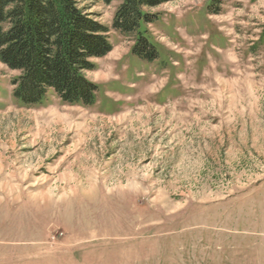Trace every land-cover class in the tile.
<instances>
[{"label": "rangeland", "instance_id": "rangeland-1", "mask_svg": "<svg viewBox=\"0 0 264 264\" xmlns=\"http://www.w3.org/2000/svg\"><path fill=\"white\" fill-rule=\"evenodd\" d=\"M113 50L92 107H28L0 62V264H264V0H175Z\"/></svg>", "mask_w": 264, "mask_h": 264}, {"label": "trees", "instance_id": "trees-1", "mask_svg": "<svg viewBox=\"0 0 264 264\" xmlns=\"http://www.w3.org/2000/svg\"><path fill=\"white\" fill-rule=\"evenodd\" d=\"M84 0H0V62L19 72L13 96L25 106L42 104L54 92L63 102L92 107L98 86L84 72L96 69L95 59L112 50L110 28L90 18L81 6ZM110 4L112 0H96ZM175 0H124L112 29L139 40L133 54L143 60L159 57L142 35V25L157 15L145 11ZM229 0H212L211 15H219Z\"/></svg>", "mask_w": 264, "mask_h": 264}]
</instances>
